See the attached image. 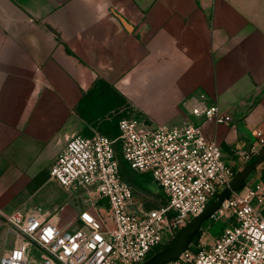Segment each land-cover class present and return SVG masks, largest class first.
<instances>
[{"label": "crops", "instance_id": "1", "mask_svg": "<svg viewBox=\"0 0 264 264\" xmlns=\"http://www.w3.org/2000/svg\"><path fill=\"white\" fill-rule=\"evenodd\" d=\"M100 88L109 109L127 102L123 119L169 127L197 122L184 101L205 94L232 122L204 133L239 173L264 131V0H0V260L13 213L40 206L74 227L87 208L50 173L70 139L104 134ZM253 173L249 187L264 163Z\"/></svg>", "mask_w": 264, "mask_h": 264}, {"label": "built area", "instance_id": "2", "mask_svg": "<svg viewBox=\"0 0 264 264\" xmlns=\"http://www.w3.org/2000/svg\"><path fill=\"white\" fill-rule=\"evenodd\" d=\"M184 107L197 122L169 127L122 119L115 139L101 133L70 139L50 175L67 192L86 196L87 208L74 227L38 206L13 213L8 224L16 243L0 264H143L168 245L238 174L203 130L205 122L229 125L232 118L205 94L189 97ZM255 139L244 153L247 163L264 148V131ZM121 161L150 176L166 204L147 209L124 179ZM210 220L225 223L220 236L192 241L166 264H264V180L233 193Z\"/></svg>", "mask_w": 264, "mask_h": 264}, {"label": "rangeland", "instance_id": "3", "mask_svg": "<svg viewBox=\"0 0 264 264\" xmlns=\"http://www.w3.org/2000/svg\"><path fill=\"white\" fill-rule=\"evenodd\" d=\"M114 96V108L111 110L107 107L108 97H112L111 92L109 93L106 88H100L99 90H96L95 122L103 128V130H101L100 132L108 134L109 136L117 137V135L119 134L118 123L121 119L128 117L127 112L129 110V107L127 105V102L119 95L115 94ZM116 150L118 156L121 157L120 144L116 146ZM121 163L124 168V174L127 182L133 186L137 197L146 204L147 209L159 208L166 204V197L164 196L163 191L156 183H154V181L150 177L136 174L128 167V165L124 161H121ZM244 168L245 167L243 165L239 172H241ZM254 175V173L251 174L247 183L251 184L256 179ZM66 196H68V194H66ZM216 225V229L212 230V228ZM224 227L225 223L221 220L210 222L207 221L202 227V236H204L205 241L208 234L210 233H213L216 238L220 236Z\"/></svg>", "mask_w": 264, "mask_h": 264}, {"label": "water", "instance_id": "4", "mask_svg": "<svg viewBox=\"0 0 264 264\" xmlns=\"http://www.w3.org/2000/svg\"><path fill=\"white\" fill-rule=\"evenodd\" d=\"M264 163V148L256 155L254 162L248 164L231 183L219 194L217 201L211 202L205 211L194 218L188 225L180 229L172 238L167 247L150 257L143 264H166L179 258L191 245L194 237L202 230L203 225L211 219L233 193L241 192L246 186L251 174Z\"/></svg>", "mask_w": 264, "mask_h": 264}, {"label": "trees", "instance_id": "5", "mask_svg": "<svg viewBox=\"0 0 264 264\" xmlns=\"http://www.w3.org/2000/svg\"><path fill=\"white\" fill-rule=\"evenodd\" d=\"M119 136V134L117 135V137ZM116 137V138H117ZM255 159H256V157H254L253 159H251L247 164H246V166L248 165V164H250V163H252V162H254L255 161ZM245 166V167H246ZM129 167V166H128ZM121 172H122V175H123V177H124V179L126 180V178H125V174H124V168H123V166H122V163H121ZM142 176H148V175H142ZM148 177H150V176H148ZM151 178V177H150ZM152 179V178H151ZM127 181V180H126ZM130 184V183H129ZM202 234H203V232H202V230H200L199 231V233L194 237V239H193V241H195L196 239H199L201 236H202ZM168 245H166L165 247H167ZM165 247H163L162 249H164ZM162 249H159L158 251H156V253H158L159 251H161ZM155 253V254H156Z\"/></svg>", "mask_w": 264, "mask_h": 264}]
</instances>
